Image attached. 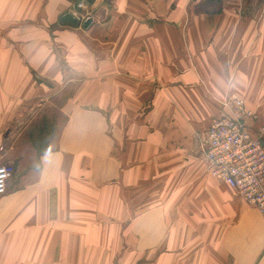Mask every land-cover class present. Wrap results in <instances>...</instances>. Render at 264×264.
<instances>
[{
	"label": "crops",
	"instance_id": "1",
	"mask_svg": "<svg viewBox=\"0 0 264 264\" xmlns=\"http://www.w3.org/2000/svg\"><path fill=\"white\" fill-rule=\"evenodd\" d=\"M232 96L256 136L264 0H0V264H264L204 154Z\"/></svg>",
	"mask_w": 264,
	"mask_h": 264
},
{
	"label": "built area",
	"instance_id": "2",
	"mask_svg": "<svg viewBox=\"0 0 264 264\" xmlns=\"http://www.w3.org/2000/svg\"><path fill=\"white\" fill-rule=\"evenodd\" d=\"M77 7L86 9L84 2H78ZM223 106L227 115L215 120L206 134L208 171L235 188L264 219V120L253 136L246 119H255L256 114L247 108L245 100L232 96L223 101ZM14 173L13 163L0 164V196L7 192Z\"/></svg>",
	"mask_w": 264,
	"mask_h": 264
},
{
	"label": "rangeland",
	"instance_id": "3",
	"mask_svg": "<svg viewBox=\"0 0 264 264\" xmlns=\"http://www.w3.org/2000/svg\"><path fill=\"white\" fill-rule=\"evenodd\" d=\"M38 115H39L38 116L39 120L40 119L41 120L40 121L38 120L37 123L35 122L36 126H37V130H35V131L31 132V133H32V135H34L37 138V140H40V138L43 137V140H41V141H43V145H42L41 148H45V146H46L45 145V141L48 138L46 136V134L47 133H51L50 132V131H52L51 129H54V122H52L50 120H47L49 118H46L45 114H43L42 116L40 114H38Z\"/></svg>",
	"mask_w": 264,
	"mask_h": 264
},
{
	"label": "water",
	"instance_id": "4",
	"mask_svg": "<svg viewBox=\"0 0 264 264\" xmlns=\"http://www.w3.org/2000/svg\"><path fill=\"white\" fill-rule=\"evenodd\" d=\"M60 21L62 23H68L72 25H78L79 19L73 13H65L61 18ZM92 22V18H88L83 22L84 27H88L89 24Z\"/></svg>",
	"mask_w": 264,
	"mask_h": 264
},
{
	"label": "trees",
	"instance_id": "5",
	"mask_svg": "<svg viewBox=\"0 0 264 264\" xmlns=\"http://www.w3.org/2000/svg\"><path fill=\"white\" fill-rule=\"evenodd\" d=\"M90 1H93V0H90ZM211 1H213V0H211Z\"/></svg>",
	"mask_w": 264,
	"mask_h": 264
}]
</instances>
